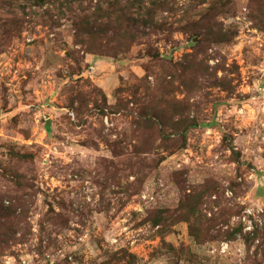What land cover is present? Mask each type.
<instances>
[{"label": "rangeland", "instance_id": "374dc122", "mask_svg": "<svg viewBox=\"0 0 264 264\" xmlns=\"http://www.w3.org/2000/svg\"><path fill=\"white\" fill-rule=\"evenodd\" d=\"M132 1L0 0V264H264V0Z\"/></svg>", "mask_w": 264, "mask_h": 264}, {"label": "trees", "instance_id": "16d2710c", "mask_svg": "<svg viewBox=\"0 0 264 264\" xmlns=\"http://www.w3.org/2000/svg\"><path fill=\"white\" fill-rule=\"evenodd\" d=\"M46 0H39L42 4ZM56 3H66V4H78L82 5L83 3H87L91 0H53ZM104 1V0H101ZM117 1V0H116ZM145 0H133L131 3L126 4L125 6H114L112 5L108 9H103L102 7L97 6L94 9L92 15L86 14L83 12L82 18L79 21V27L81 28V33L87 34L91 39L97 38L99 33L94 31L96 29L95 23L96 20L100 18L103 21H106V26H113L112 31L116 40H124L126 37L130 35V31L133 33V30L138 28V26H150L154 25V17L157 12H165L169 10L168 0H149V6L143 7ZM132 6H137V16L133 17V13L131 12ZM94 21V22H93ZM97 23V22H96ZM99 27V26H97ZM87 37V38H88ZM135 37V36H134ZM185 209V207H184ZM185 221L189 223V217L194 215V209H185ZM201 228H198L194 223H189V234L191 237L195 239L197 243L204 241L206 239V234L209 232L208 229L204 228L202 223ZM220 237L226 238L228 241L233 240L234 235L226 233L225 235L219 234ZM253 240H260V247H262L263 255H264V230L260 233L253 235ZM264 261V260H263Z\"/></svg>", "mask_w": 264, "mask_h": 264}, {"label": "built area", "instance_id": "2783aa9c", "mask_svg": "<svg viewBox=\"0 0 264 264\" xmlns=\"http://www.w3.org/2000/svg\"><path fill=\"white\" fill-rule=\"evenodd\" d=\"M228 250V244H222L221 245V252L225 253Z\"/></svg>", "mask_w": 264, "mask_h": 264}, {"label": "water", "instance_id": "95a60500", "mask_svg": "<svg viewBox=\"0 0 264 264\" xmlns=\"http://www.w3.org/2000/svg\"><path fill=\"white\" fill-rule=\"evenodd\" d=\"M50 124H49V122H47V126H49Z\"/></svg>", "mask_w": 264, "mask_h": 264}]
</instances>
